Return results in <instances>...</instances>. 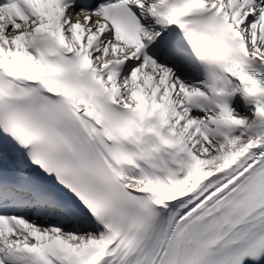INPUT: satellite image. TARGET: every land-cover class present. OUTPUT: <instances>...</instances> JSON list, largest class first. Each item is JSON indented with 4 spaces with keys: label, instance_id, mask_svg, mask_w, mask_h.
I'll use <instances>...</instances> for the list:
<instances>
[{
    "label": "snow or ice",
    "instance_id": "obj_1",
    "mask_svg": "<svg viewBox=\"0 0 264 264\" xmlns=\"http://www.w3.org/2000/svg\"><path fill=\"white\" fill-rule=\"evenodd\" d=\"M0 264H264V0H0Z\"/></svg>",
    "mask_w": 264,
    "mask_h": 264
}]
</instances>
